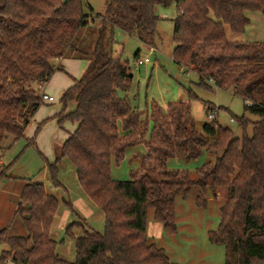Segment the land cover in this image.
Wrapping results in <instances>:
<instances>
[{"label":"trees","instance_id":"trees-1","mask_svg":"<svg viewBox=\"0 0 264 264\" xmlns=\"http://www.w3.org/2000/svg\"><path fill=\"white\" fill-rule=\"evenodd\" d=\"M172 5L173 63L194 72L201 88L231 90L258 119L240 117V137L219 126L215 116L196 132L186 103L169 104L168 113L152 105L149 144L139 171H131L128 180H112V158L120 160L125 148L142 143L148 132L139 112L118 96L131 77L127 62L112 57L114 32L153 47L160 20L156 8ZM252 12L263 13L264 0H106L87 57L72 45L78 31L92 22L83 0H0V151L24 136L44 102L39 89L62 70L53 62L69 52L87 59L81 77L62 93L56 115L58 125L69 121L76 128L55 149L47 171L59 187L58 164L62 159L73 163L82 191L104 216L101 233L83 231L75 238L73 225L67 227L75 244V260L67 262L50 237L58 202L42 184L28 181L16 209L26 234L0 230L6 245L0 264H173L148 237L147 212L152 210L165 233L176 234V199H186L191 186L202 208L207 189L214 195L226 190L218 225L207 232L210 244L224 248V264H264V42L235 41L226 34V29L231 36L243 33ZM138 54L133 56L137 60ZM203 151L211 156L194 179L167 168L170 158L189 161ZM6 169L0 170V179L7 177Z\"/></svg>","mask_w":264,"mask_h":264},{"label":"rangeland","instance_id":"rangeland-1","mask_svg":"<svg viewBox=\"0 0 264 264\" xmlns=\"http://www.w3.org/2000/svg\"><path fill=\"white\" fill-rule=\"evenodd\" d=\"M105 1L83 0V11L92 17V22L78 31L72 45L87 57L92 52L95 32L100 21L97 15L103 13ZM156 14L160 20L153 47H146L135 37L127 36L118 30H115L113 35L112 57L127 62L131 74L127 90L118 91V96L126 98L130 106L139 112L140 119L147 123L148 132L141 139L142 143L125 148L120 160L112 158L110 165L112 180H128L131 171H139L141 157L147 153L145 145L149 144L152 105H157L167 112L171 103H186L196 132H200L205 123L212 121L208 117L209 110H212L210 113L215 116L214 121L219 126L230 129L235 137L242 134L238 123L240 117L243 116L250 122L258 119L244 110L243 100L231 90L217 89L214 86H210L209 89L201 88L197 86L198 79L194 72L183 70L173 63L171 35L175 8L173 5L166 9L157 7ZM248 17L250 23L243 33L231 36L226 29L228 38L241 42H264V12L248 13ZM151 48L154 51H151ZM137 51L138 58L147 57L149 63L138 65L137 59L133 57ZM69 54L65 57L71 58ZM71 54H76V51ZM56 72L61 73V79L66 78L69 81L63 67ZM52 76L44 83L42 92L52 94L54 101L43 102L39 111H36L38 122H30L22 138L14 140L6 151H0V170L7 167L5 170L7 177L0 179V230L7 229L10 235L25 236L23 223L16 213L20 194L28 181L40 183L46 193L54 196L58 202V209L50 228V237L57 243L56 253L63 260L74 262L75 244L66 234L67 227L73 225L71 233L75 238L82 236L83 231L101 233L104 228V216L82 191L76 177L75 166L69 160L62 159L58 164L59 187H55L49 177L47 165L54 162V151L62 140L60 138L72 130L69 121L63 122L62 125L56 124L58 113L56 115L55 113L61 110L60 97L59 94L55 95L45 88ZM51 83L53 86L59 84L55 78ZM70 84H73V80ZM38 92L40 95L41 89ZM46 114L49 119L39 121V116ZM246 132L248 134L251 132V126L247 127ZM210 156L203 151L196 159L189 161L173 157L167 160V168L182 172L183 175L187 174L188 179H194L196 171L210 159ZM197 194V188L191 186L186 199H176V234L172 236L162 231V237L152 241L158 247L165 248L166 255L173 264L193 262L223 264L224 248L210 244L207 232L216 229L218 225L219 208L225 201L226 190L220 188L214 195L207 189L206 206L203 208L195 204ZM67 203H70L72 210L68 209ZM146 220L147 224L154 222L152 210H148ZM3 250H6V245L0 242V253Z\"/></svg>","mask_w":264,"mask_h":264},{"label":"crops","instance_id":"crops-1","mask_svg":"<svg viewBox=\"0 0 264 264\" xmlns=\"http://www.w3.org/2000/svg\"><path fill=\"white\" fill-rule=\"evenodd\" d=\"M72 56L71 58H66V57H63L61 59H58V60H55L53 63L56 64V65H61L64 69V74H66L67 76H69V81L66 79V78H63L61 79V73H54V75L52 76V79L50 80L49 83L46 84V91L48 90V92H53L55 93V95H58L59 94V97H61L62 93L70 87V83H72V80L73 79H77V78H80L81 75L83 74V72L85 71L87 65H88V60L85 59V58H78L76 56H73V55H70ZM60 74V75H58ZM58 80L59 84L58 85H52V80H54V78ZM44 85V84H43ZM42 85V87H43ZM42 87L40 88L41 89V94H46V95H49L51 97H53L52 94H48L47 92H42ZM54 99V97H53ZM44 103H47V102H44ZM70 107H67L66 111H70L72 110V104L69 105ZM62 108V105L60 107V109ZM39 111V108L37 110V112ZM53 111V110H52ZM51 111V112H52ZM37 112H35V115L32 116V119H31V123L35 122L37 123ZM49 112V113H51ZM60 110H58L55 115L57 113H59ZM48 114H46L45 116H39V121H46L48 116ZM51 117V116H50ZM56 124H57V121H56ZM72 124V130L71 132H66L67 134L63 137V138H60L62 140H60L59 142V146L62 145V143L67 139L68 135L70 133H72L75 128H76V123H71ZM162 226L160 223L158 222H152V223H149L147 224V228H146V233L148 235V237H150L153 241H156L157 239H160L162 237ZM175 235V234H174ZM172 235V236H174ZM165 250V248H163ZM166 251V250H165ZM191 264H212V263H202V262H193ZM224 264V262H223Z\"/></svg>","mask_w":264,"mask_h":264},{"label":"built area","instance_id":"built-area-1","mask_svg":"<svg viewBox=\"0 0 264 264\" xmlns=\"http://www.w3.org/2000/svg\"><path fill=\"white\" fill-rule=\"evenodd\" d=\"M151 51H154V49L151 48ZM149 63V59L147 57H144L143 59L138 58L137 64L138 65H143ZM41 100L44 102H52L54 101L53 97L46 95V94H41ZM209 118H213L212 113L208 114Z\"/></svg>","mask_w":264,"mask_h":264},{"label":"water","instance_id":"water-1","mask_svg":"<svg viewBox=\"0 0 264 264\" xmlns=\"http://www.w3.org/2000/svg\"><path fill=\"white\" fill-rule=\"evenodd\" d=\"M129 77H131V74L129 73Z\"/></svg>","mask_w":264,"mask_h":264}]
</instances>
